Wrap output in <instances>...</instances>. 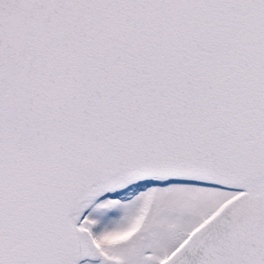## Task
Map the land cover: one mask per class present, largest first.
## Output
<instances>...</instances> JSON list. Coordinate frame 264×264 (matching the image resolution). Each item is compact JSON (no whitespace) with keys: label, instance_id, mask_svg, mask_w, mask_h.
Wrapping results in <instances>:
<instances>
[{"label":"snow or ice","instance_id":"1","mask_svg":"<svg viewBox=\"0 0 264 264\" xmlns=\"http://www.w3.org/2000/svg\"><path fill=\"white\" fill-rule=\"evenodd\" d=\"M0 264H264V0H0Z\"/></svg>","mask_w":264,"mask_h":264}]
</instances>
